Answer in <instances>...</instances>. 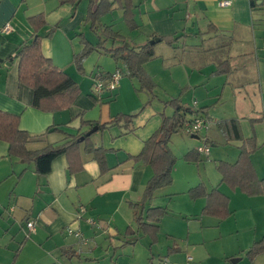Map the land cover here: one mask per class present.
<instances>
[{"label":"crops","instance_id":"obj_1","mask_svg":"<svg viewBox=\"0 0 264 264\" xmlns=\"http://www.w3.org/2000/svg\"><path fill=\"white\" fill-rule=\"evenodd\" d=\"M86 1L81 0L75 7L61 5L59 0H0V111L19 116L20 129L31 136L27 145L30 151L60 145L80 132H88L89 127L81 128V121L105 124L117 114L140 113L132 122L131 133L123 134V128L114 126L92 134L91 142L95 147L116 152L107 154L110 171L104 175L100 174L92 156L82 150L81 172L69 176L67 159L61 155L53 160L47 175L37 176L33 164L10 158L8 145L0 141V264H34L42 261L76 264L74 257L68 259L62 255V248H71L76 256L78 254L77 259H83L86 264H92L93 260L97 263L99 261L94 254L106 244L105 237L110 238V248H106L110 260L126 248L136 247L138 239L142 238L140 234L127 237L124 231L128 226L135 228L131 204L141 200L152 170L132 160L125 161V157L139 154L143 143L160 127L162 114H173L172 108L170 113L168 107L162 106L170 99L159 97L156 91L159 84L157 77L170 72L171 81L182 88L179 76L174 74L176 66L182 64L175 49L179 44L185 47L187 43L200 44L206 53H220L219 59H212L205 68H198L196 74L188 76L185 88L192 94V107L182 103L193 110L210 108L207 117L200 114L209 120L210 126L204 140L182 132L171 137L169 147L176 159L171 173L172 183L175 181L173 173L180 167L190 175L181 183V189L172 190L170 185L156 191L146 208L162 207L168 211L167 217L159 223V235L165 232L170 236L178 225L184 230L183 223L186 224V235H192V231H196L193 226L191 228L192 222L197 223L201 233L207 229L216 232L214 240L222 243L220 257L225 262L223 264H227V260L232 264L233 258L237 260L234 264L242 262V256L248 249L264 239V200L247 196L245 199L237 192L229 194L223 190L219 174L212 181L211 189H208L202 179L192 176L194 172L199 178L202 177L199 168L201 165L205 167L203 156L200 155L197 163L185 162L184 156L196 150L201 140L217 147L214 146L217 142L211 139L212 130L219 135L224 150L223 153L217 148L219 152H213L215 160L234 163L242 142L226 141L217 130L216 123L235 120L243 139L255 137L258 149L251 155V161L257 176L264 178V1L252 0L254 6L251 7L250 0H168L165 5L158 2L161 5L157 8L153 0V9L147 8L138 14L136 9L145 7L147 0L144 6L140 2L135 4L134 17L138 25L135 31H145V40L140 42L152 40V36H183L176 45L169 47L172 52L155 51V59L144 65V70L156 85L154 96L160 101L143 110L140 107L149 99V94L137 92L138 84L124 76L115 92L100 96L93 93L98 80H103L120 68L115 62L107 67L110 62L101 58L105 54L92 53L83 63L84 73L76 71L73 56L83 48L81 38L92 41L88 25L84 23ZM223 1H229L230 6L219 7ZM39 14L44 16L46 22L38 32L43 55L68 74L80 89L72 106L56 113L35 109L32 106L33 91L17 80L15 53L33 36L27 18ZM143 14L146 21L142 19ZM7 23L13 31L4 34L2 28ZM159 43L155 44L156 47ZM134 44L127 43L126 46H140ZM224 61L230 63L233 71L225 75L214 74L217 66ZM192 118L194 116H187L189 120ZM179 162L185 166L179 165ZM200 183L207 191L217 187L228 196L231 211L228 218L219 220L201 216L206 202L204 198L192 201L185 197L182 198L185 200L177 202V196L186 194ZM169 201L178 203L176 211L169 209ZM81 207L85 209L83 217L95 219L96 226H89L83 220L76 221ZM174 215L186 219L179 222L172 218ZM27 221L34 223L31 232L26 227ZM68 225L78 229L88 243L68 236L64 232ZM21 232L25 234L24 237ZM174 250L179 251L178 248ZM28 252L33 261H23ZM16 253V260L13 261ZM114 262L118 264V260L114 259ZM253 264H264V253L258 255Z\"/></svg>","mask_w":264,"mask_h":264},{"label":"trees","instance_id":"obj_2","mask_svg":"<svg viewBox=\"0 0 264 264\" xmlns=\"http://www.w3.org/2000/svg\"><path fill=\"white\" fill-rule=\"evenodd\" d=\"M80 2L81 0H59L61 5L70 4L75 7ZM250 5L251 7L254 6L252 0H250ZM262 6L264 7V2ZM117 9L121 10L122 21L129 31H135L138 28L134 17L135 4L133 0H88L85 23L89 25L90 31L97 36L98 41L93 45L81 36L80 41L83 48L73 56V64L76 71L83 74V63L92 53L100 52L108 55L115 63L123 66L124 77L138 84L137 91H145L149 94L148 101L140 109L143 110L154 97L156 88L155 83L144 70V65L156 56V45H150L149 40L138 47H127L125 37L119 31H115L112 26L102 25L101 18ZM27 21L33 29V36L25 41L15 53L17 80L19 84L33 91L32 106L35 109L49 113L67 110L79 95V86L42 53L41 36L38 32L46 24L44 16L41 14L31 16L27 18ZM182 37L152 36L151 39L160 38V42H164L168 47H173ZM107 45L109 46L107 47ZM232 71L230 63L224 61L217 66L214 74L225 75ZM163 105L172 108L173 114L171 116L162 114L160 127L143 143L139 154L125 157V161L132 160L134 163L148 166L152 170V176L143 189L141 200L136 204H131L135 228L128 226L124 231V235L127 237L141 233V237L144 236L149 240V248L157 242L160 234L159 223L168 213L166 208H146V206L156 191L168 187L172 183L171 173L176 159L169 147L171 137L181 132L185 123L192 121L193 118L189 120L187 116H194L195 118L200 114H205L207 117L208 109L193 110L184 106L179 98L170 99ZM139 113L132 115L117 114L105 124L81 121V128L89 127L90 130L97 127V131H103L114 126H120L124 129L123 134L131 133L133 131L132 122ZM216 128L226 141L242 142L239 147V155L234 163L224 161L215 163L216 171L220 175V184L226 185L233 191H239L247 197L264 198V178L260 179L257 176L251 161V155L258 149L255 137L243 139L235 120L217 122ZM86 133L80 132L60 145H48L42 150L30 151L27 149V145L31 136L20 129L19 116L0 111V141L8 145V156L33 164L37 176L47 175L51 170L53 160L61 155L67 159L69 176L81 172L83 170L82 150L92 156V159L98 164L101 175L109 172L107 154L116 152L95 147L91 142L92 135L86 137ZM199 159L200 154L196 150L190 151L184 156V161L187 163H197ZM187 194L192 200L205 199V205L200 212L201 216L224 220L231 215L229 198L217 187L207 191L205 186L200 183L189 189ZM17 253L13 261L16 260ZM61 253L68 259L76 256V252L71 248H62ZM262 253H264V239L255 242L246 252V257L249 263L253 264L254 259ZM226 263L230 264V260H227Z\"/></svg>","mask_w":264,"mask_h":264},{"label":"rangeland","instance_id":"obj_3","mask_svg":"<svg viewBox=\"0 0 264 264\" xmlns=\"http://www.w3.org/2000/svg\"><path fill=\"white\" fill-rule=\"evenodd\" d=\"M160 1L163 2L162 3L163 5H165V3L168 2V0H154V2H155L154 7L158 8L161 5V3H158ZM87 2H88V0L86 1V3ZM133 2H134V4H138L140 2L142 4V6H144L146 0L143 3H142V0H133ZM84 6L86 7V4ZM87 6H88V3H87ZM147 8L153 9V0H147L145 7H141L140 9L137 8L136 14L140 13L141 11L146 10ZM166 8H167V6H166ZM150 11H152V10H150ZM179 12H180V10H179ZM144 15L145 14L142 15V19L146 21V17ZM138 22H140V21L138 20ZM84 23H85V21H84ZM101 24L102 25H113V29L115 31H119V33L125 37L126 44L127 43H130V44L135 43L134 45H140V46L144 44L142 42H144V40H145V39L143 40V36H144L143 33L145 31L143 29H141V31H129L122 21V13H121V10H119V9H117V10L113 11L112 13H109L106 16L102 17L101 18ZM87 29H88L89 33H91V34H89V36L90 35L92 36V41L88 40V42L93 44V45L96 44L98 41L97 36L93 32L90 31L89 25L87 26ZM141 40H142V42H140ZM108 46L109 45H107V47ZM205 46H207V44H205ZM203 48H204L203 46H202V48H200V44L199 45H192V44L187 43V45L185 47H183V45L179 44L178 48L175 49V53L178 55L179 59H182V64L176 66V68L174 70V74L175 75L177 74L179 76V79L181 81L180 83H182L183 86H182V88H179L176 86L175 82L171 81L172 78L170 76V72L161 73L157 77V81L159 82V84H157L158 88L156 89V91H157L159 97H161L162 99H171V98L173 99L176 97L179 98L181 95V99L179 98L181 100V103H183L186 106L192 107L191 106L193 103L192 94L188 91L187 88H185L186 81L188 80L187 79L188 76H191L192 74H196V72L198 71L197 70L198 68H205L206 65H209L212 62L211 61L212 59L217 60V59H219V56H220V53L219 52L216 53V51H215V53H206L205 51L202 50ZM171 50L172 49L169 48L164 42L159 43L157 45V47L155 46V51L157 53L166 52V51L172 52ZM217 51H218V49H217ZM156 52H155V55H156ZM106 56H103L101 58L105 62H108V63L110 62L109 66H107V67H110L111 66L110 64H113L114 61L110 57H108V56L106 57ZM170 60H171V58L168 60V62H170ZM119 67L122 69V71H124L122 65H119ZM123 78H127V77H123ZM137 92H139V91H137ZM196 99L198 100V98H196ZM147 101H148V99H147ZM159 101H160L159 98H157V97L155 98V96H154L153 98H151L149 105L159 103ZM194 101H196V100H194ZM163 104H164V102H163ZM162 106L164 107V105H162ZM142 107H140V108H142ZM167 110L170 111V113H171L170 107H168ZM209 110H210V108L207 109V111H209ZM209 126H210V123H209L207 129H205L201 132L200 135H202V137H204L207 134ZM211 131H210V133L212 134L211 139L214 140L215 142H217V144H214V146H217V147H213L212 146L213 144L211 142H209L207 144V146H209L211 154L208 156V158H207V156L202 155L203 159H204L203 161H205V163H204L205 167H203L201 165L199 168V172L202 173V177L199 178V176H197L194 172L192 173L193 178L196 177V178H198V180L202 179L205 182V186H207L208 189H211V187H212L211 184H212V181H214L215 176H219L217 171H216V168H215V163L217 162V160H215L216 156L213 154V152H219L220 151V152L224 153V150L222 149L223 144H222V141L220 140L219 135L215 131L214 132H211ZM181 132L183 133L182 130H181ZM199 139H201V138H199ZM198 143H200L198 146L203 145L202 140ZM217 148L219 151L216 150ZM179 165L185 166L184 163H182V162H179ZM173 174H174V180L175 181H174V183H171L172 190H174L175 188L181 189L182 185H183L181 183H183L184 179L190 175L189 173H187L183 169V167H180L177 170V172H175ZM172 182H173V179H172ZM173 184H174V187L172 186ZM222 188H223V190H226L229 194L231 192H237L236 194L241 196L242 198L246 197V196L242 195L239 191L231 190L226 185H224V187H222ZM185 197H186V200H192L189 198L188 194L186 193V194L177 196L176 197L177 202L185 200V199H182ZM200 199H202V198H200ZM245 199H247V198H245ZM261 200H264V198L261 197ZM192 201H194V200H192ZM177 204L178 203H176V202L169 201L168 202L169 209L176 211V205ZM185 213H186V215H188L187 210H185ZM177 215H179V214H177ZM177 215H174V217H172V218H174L175 220H177L179 222H183L181 220L186 219L185 217H180V219H179V217ZM166 217H167V215H166ZM188 219L191 220V218H189V217H188ZM20 225H22V223ZM183 226H184V230H181L182 228L179 225L176 228H174L173 233L169 234L170 236H168L167 233L162 232V234L159 235L157 242L154 243L150 248L148 246L149 240H147V238L143 236L142 238L138 239L137 245L134 249L132 247L126 248V250L122 251L119 256L116 255L114 257V259L118 260V264H149V263H151V264H223V263H225L224 260L222 261V259L220 257L221 251H222V243H221V241L214 240V238L216 237L215 236L216 232L213 229H207L203 233H201V231L198 228L197 223L192 222L191 228L193 226L194 228H196V231H192V235H186V232H185L186 224L183 223ZM21 235H23V237H24L25 234H23V232H21ZM65 236H67V235L65 234ZM185 238H187V240ZM109 240H110V238L105 237L106 244L102 245V247L99 248V250L94 254V257H97L99 262L96 263L93 260L92 264H104V263L105 264L106 263L116 264L114 262V259L110 260L109 256L106 255L107 254L106 248L107 247H108L107 249L110 248V246H108V244L110 242ZM174 248H178L179 251L174 250ZM33 251L35 252L34 247H33ZM27 255L24 256L23 261L24 260L25 261H33L32 258L30 257L31 253L28 252ZM242 258H243L242 262L237 263V264H248L249 263V260L247 259L246 254L243 255ZM150 259H151V261H150ZM233 259L236 260L235 258H233ZM80 262H82L83 264H86V262L83 259L79 260V259H77V257L74 258V263L80 264ZM34 264H50V263H45V261H42V262L34 263Z\"/></svg>","mask_w":264,"mask_h":264},{"label":"built area","instance_id":"obj_4","mask_svg":"<svg viewBox=\"0 0 264 264\" xmlns=\"http://www.w3.org/2000/svg\"><path fill=\"white\" fill-rule=\"evenodd\" d=\"M230 6L229 1H223L219 3V7L221 8H226ZM12 27L9 23L5 24L2 28V32L4 34H9L11 33ZM123 77V72L120 68H116L114 72L108 74L103 80L100 79L98 80L93 87V93L96 94L97 96H100L103 93H113L116 91L119 81ZM209 120L205 118L203 115H199L195 118L192 119L191 122L185 123L181 130L183 133L187 136L191 137H197L201 138L204 140V137H202L201 132L205 129H207L209 125ZM196 152L199 153L200 155H205L208 156L210 153L209 146L205 142H203L202 146H198L196 148ZM85 213L84 207H81L79 209L78 215L76 216V221L79 222L81 220L85 221L87 225L89 226H96L97 222L93 218H84L83 215ZM27 229L31 232L34 230V223L33 221H27L26 223ZM64 232L68 236H73L74 238L78 239L79 241L83 242L84 244L88 243L87 239H84L81 232L78 229H74L71 225H68L65 227Z\"/></svg>","mask_w":264,"mask_h":264},{"label":"water","instance_id":"obj_5","mask_svg":"<svg viewBox=\"0 0 264 264\" xmlns=\"http://www.w3.org/2000/svg\"><path fill=\"white\" fill-rule=\"evenodd\" d=\"M161 41V39L160 38H154V39H152V40H150L149 41V44L150 45H155L156 43H159ZM97 127H93L92 129H90L87 133H86V137H89V136H91L92 134H94V133H96L97 132ZM193 138H197V137H193ZM83 139V138H82ZM237 262V260H231V263L232 264H234V263H236Z\"/></svg>","mask_w":264,"mask_h":264}]
</instances>
